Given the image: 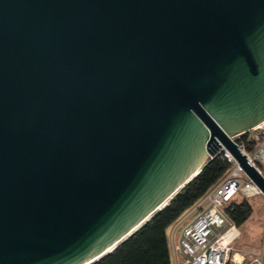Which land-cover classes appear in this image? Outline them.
<instances>
[{"label":"water","instance_id":"water-1","mask_svg":"<svg viewBox=\"0 0 264 264\" xmlns=\"http://www.w3.org/2000/svg\"><path fill=\"white\" fill-rule=\"evenodd\" d=\"M264 124V0H0V264H94Z\"/></svg>","mask_w":264,"mask_h":264},{"label":"built area","instance_id":"built-area-1","mask_svg":"<svg viewBox=\"0 0 264 264\" xmlns=\"http://www.w3.org/2000/svg\"><path fill=\"white\" fill-rule=\"evenodd\" d=\"M250 132H256L247 138V141L254 143L251 151L236 142L247 133L231 140L249 164L264 176V125ZM219 153L223 154L232 167L202 197L196 215L190 219L185 216L174 226L169 239L168 247L182 258V264H242L244 260L241 254L231 255L232 245L239 237V231L224 214L223 207L235 199L238 193L249 198L260 192L226 151L220 149L208 160ZM253 264H264V248L261 255L253 260Z\"/></svg>","mask_w":264,"mask_h":264},{"label":"trees","instance_id":"trees-1","mask_svg":"<svg viewBox=\"0 0 264 264\" xmlns=\"http://www.w3.org/2000/svg\"><path fill=\"white\" fill-rule=\"evenodd\" d=\"M247 138V134L243 135L236 142L251 151L254 143L247 141ZM231 167L222 153L208 160L165 207L94 264H171L168 231L199 204L202 197L220 182ZM223 212L239 228L248 221L253 208L245 199L239 202L233 199L223 207Z\"/></svg>","mask_w":264,"mask_h":264},{"label":"rangeland","instance_id":"rangeland-1","mask_svg":"<svg viewBox=\"0 0 264 264\" xmlns=\"http://www.w3.org/2000/svg\"><path fill=\"white\" fill-rule=\"evenodd\" d=\"M255 133L249 132L247 134L250 137ZM243 199L252 205L253 212L248 221L237 228L239 237L232 245L231 255L241 254L244 256L242 264H253V260L261 255L264 248V197L259 194L248 198L241 193L235 197L236 202Z\"/></svg>","mask_w":264,"mask_h":264},{"label":"crops","instance_id":"crops-1","mask_svg":"<svg viewBox=\"0 0 264 264\" xmlns=\"http://www.w3.org/2000/svg\"><path fill=\"white\" fill-rule=\"evenodd\" d=\"M197 211H198V205L196 206V207H194L193 209H191L188 213H187V218H192L193 216H195L196 215V213H197ZM182 220V219H181ZM174 228V227H173ZM173 228L172 229H170L169 231H168V244H169V242H170V237H171V234H172V231H173ZM240 228V227H239ZM168 249H169V255H170V259H171V264H182V258L181 257H179L177 254H175L174 252H173V250L170 248V247H168ZM174 262V263H173Z\"/></svg>","mask_w":264,"mask_h":264}]
</instances>
